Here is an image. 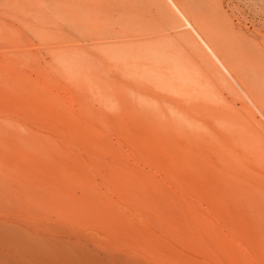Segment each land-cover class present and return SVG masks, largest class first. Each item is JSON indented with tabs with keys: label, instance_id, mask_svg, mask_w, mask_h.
Returning a JSON list of instances; mask_svg holds the SVG:
<instances>
[{
	"label": "rangeland",
	"instance_id": "rangeland-1",
	"mask_svg": "<svg viewBox=\"0 0 264 264\" xmlns=\"http://www.w3.org/2000/svg\"><path fill=\"white\" fill-rule=\"evenodd\" d=\"M0 164L99 185L166 263L264 264V0H0Z\"/></svg>",
	"mask_w": 264,
	"mask_h": 264
},
{
	"label": "bare ground",
	"instance_id": "bare-ground-1",
	"mask_svg": "<svg viewBox=\"0 0 264 264\" xmlns=\"http://www.w3.org/2000/svg\"><path fill=\"white\" fill-rule=\"evenodd\" d=\"M58 172L0 164V264H172L161 226Z\"/></svg>",
	"mask_w": 264,
	"mask_h": 264
}]
</instances>
